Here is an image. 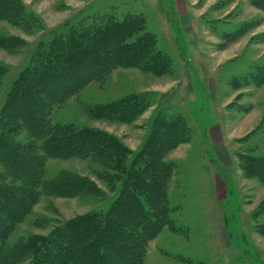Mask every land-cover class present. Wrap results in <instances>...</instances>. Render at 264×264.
Masks as SVG:
<instances>
[{
  "label": "rangeland",
  "instance_id": "rangeland-1",
  "mask_svg": "<svg viewBox=\"0 0 264 264\" xmlns=\"http://www.w3.org/2000/svg\"><path fill=\"white\" fill-rule=\"evenodd\" d=\"M19 1L32 20L25 29L0 21V42H23L13 51L0 45V64L6 68L0 112L14 79L54 32L136 18L144 26L141 36L156 39V49L168 57L167 72L156 76L118 69L56 108L52 124L105 132L136 154L148 142L157 114L185 118L191 138L165 159L172 164L166 187L173 210L142 264H264V183L247 179L239 158L264 157V14L249 0ZM133 96L147 108L132 124L90 118L91 108ZM13 135L21 146L31 141L24 129ZM39 154L47 183L78 176L102 193L41 195L15 227L11 244L48 237L90 213L103 214L120 190V185L106 187L98 176L101 167L92 160ZM36 191L42 192L40 187Z\"/></svg>",
  "mask_w": 264,
  "mask_h": 264
},
{
  "label": "trees",
  "instance_id": "trees-1",
  "mask_svg": "<svg viewBox=\"0 0 264 264\" xmlns=\"http://www.w3.org/2000/svg\"><path fill=\"white\" fill-rule=\"evenodd\" d=\"M249 1L264 14V0ZM31 20L19 0H0V21L25 29ZM64 29L41 41L14 79L0 112V264H142L147 247L170 220L173 208L168 204L166 186L172 164L165 159L188 143V122L157 114L148 142L134 154L105 132L53 125L52 115L56 108L118 69L135 68L162 76L170 62L156 49V39L141 36L144 26L136 18L72 25L65 29L68 32ZM22 43L10 38L0 45L13 51ZM5 72L0 64V79ZM146 108L141 97L133 96L93 107L89 113L93 120L132 124ZM23 129L31 141L21 146L13 134ZM39 152L46 159L92 160L101 167L98 176L106 187L120 185V190L103 214L90 213L48 237L11 244L15 227L41 195L77 198L102 193L78 176H61L53 184L47 183ZM239 158L244 176L263 184L264 157L241 154ZM9 178L13 183L7 181ZM18 183L20 187L10 188ZM39 187L42 192L37 194Z\"/></svg>",
  "mask_w": 264,
  "mask_h": 264
}]
</instances>
